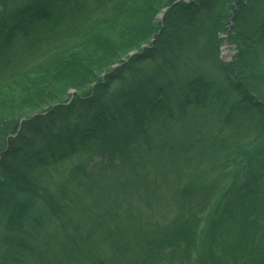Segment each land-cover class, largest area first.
I'll return each mask as SVG.
<instances>
[{"label": "trees", "instance_id": "16d2710c", "mask_svg": "<svg viewBox=\"0 0 264 264\" xmlns=\"http://www.w3.org/2000/svg\"><path fill=\"white\" fill-rule=\"evenodd\" d=\"M37 82L0 102V264H101L121 213L139 264H264V0H0V93Z\"/></svg>", "mask_w": 264, "mask_h": 264}, {"label": "rangeland", "instance_id": "374dc122", "mask_svg": "<svg viewBox=\"0 0 264 264\" xmlns=\"http://www.w3.org/2000/svg\"><path fill=\"white\" fill-rule=\"evenodd\" d=\"M187 1H190V0H187ZM165 10L166 9H163L157 14V17H156L157 21L161 20L162 13ZM233 13H235V12H230L229 15L231 16ZM230 19H231V17H229L226 21L227 24L225 25V30L227 28V25H228ZM230 22H231V20H230ZM104 29L105 28H103L99 31L97 30L95 32H92L90 34L89 38H94L99 34L101 36H107L106 34L110 33V32H108L109 28L105 29V31H107V32H103ZM228 35L232 36V33L231 34L229 33ZM225 36L226 35L224 33H219L217 36V38L220 41V45L218 48V60L221 59V57H222L221 53L223 55L224 54L226 55V48L225 47L227 44H225V40H224ZM227 41L229 43H231L230 38H228ZM234 46H235V44L233 45V43H232V48L237 47V49H235V51H237L236 55H238L240 49L238 46H235V47ZM144 47H146V46L142 45L141 49ZM227 51L229 52V58L227 59V61L229 62L232 54L228 50V48H227ZM132 53H136V51L132 52ZM88 54L89 53L82 54L83 56L82 55L76 56L75 58L72 59V62L80 60L82 57H85V56L87 58L90 55V54L89 55ZM234 59H235V57H234ZM261 68H263V67L261 66ZM70 71H73V67L70 69ZM52 76H54V77H48L47 78V80L48 79L52 80L51 82L48 83V85L50 83L54 84V86L51 89V94L53 93L52 97H56L59 100H61L60 102H63V101L71 100L73 98V96L75 94H77L76 91L74 89H72L73 88L71 85L72 82L71 83L69 82V79L66 77L65 73H63V74H61L60 72L53 73ZM43 84L44 83L37 82L34 86L27 88V91L25 90V92H24V90H21V89H19L18 91H13V92H9V93L1 92L0 93V102L2 100L8 101L11 99V101H13L15 104L19 105V107H21V111H19V112H26L25 116H30L33 114L32 113L33 110L25 111L24 109H25V107L29 108L27 106H28L29 102L34 98L31 96L33 91H37L39 89V87H41V85L43 86ZM16 110H18V109L12 108L11 110H8V111H10L9 114H13V113H16ZM89 158H90V156H87V155H82V157H81V159L83 161H86L87 164H89V162H90ZM76 161H78L77 158H72L71 160L64 161V162L60 163L56 168L49 170L48 173H51L52 177L58 179L60 177V175L55 172V169L62 172V170L72 167ZM95 161H98V158H96ZM44 174H47V173H44ZM37 175H40L39 170L37 171ZM144 211H146V208ZM124 215H129V213H126ZM124 215L121 213L116 222L107 221L106 225L103 229H102V226L99 227V224H97V231L95 232V240H98L100 238V235L105 236V234L107 232V236L103 240V247H102V248H104V249H102V250H104V253H105L104 255L107 256V258H106V260H104L105 262H102L101 264H139L140 259L143 256L144 250L147 249L148 245L150 244V241L154 238V237L148 235V233L144 229H142V226H141V224H144L145 220L148 219L150 221L149 215L143 213L141 218L136 220L134 223H133V220L131 222L129 221L130 224L126 221ZM116 226H117V228H116ZM113 242H115L114 247L112 244ZM108 248H112V249L109 250Z\"/></svg>", "mask_w": 264, "mask_h": 264}, {"label": "water", "instance_id": "95a60500", "mask_svg": "<svg viewBox=\"0 0 264 264\" xmlns=\"http://www.w3.org/2000/svg\"><path fill=\"white\" fill-rule=\"evenodd\" d=\"M234 19L232 18V21H233Z\"/></svg>", "mask_w": 264, "mask_h": 264}]
</instances>
